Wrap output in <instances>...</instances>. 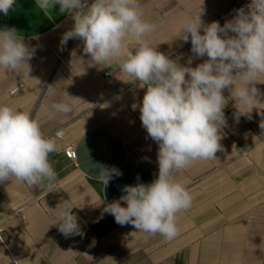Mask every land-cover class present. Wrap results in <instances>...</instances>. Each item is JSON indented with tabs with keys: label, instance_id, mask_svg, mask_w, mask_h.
Instances as JSON below:
<instances>
[{
	"label": "crops",
	"instance_id": "obj_1",
	"mask_svg": "<svg viewBox=\"0 0 264 264\" xmlns=\"http://www.w3.org/2000/svg\"><path fill=\"white\" fill-rule=\"evenodd\" d=\"M233 1L139 0L144 18L158 25L151 36L157 50L185 66L192 57V67L207 57H196L190 40L179 37L184 22L202 9L205 26L220 23ZM73 25L59 5L44 13L36 0H16L7 16L0 12V29L15 28L36 49L29 73L0 70V104L29 111L46 136L65 129L50 154L58 173L55 190L46 194L14 180L0 183V264H264V105L253 109L251 119L236 120L235 101L229 100L218 160L196 162L176 177L194 197L191 208L178 214L180 235L170 242L160 235L146 241L132 225L121 226L103 213L105 204L125 194L124 186L158 178V145L142 127L139 107L132 109L146 86L128 82L115 64L90 66L80 39L61 44ZM256 87L264 93V83ZM61 101L73 112L52 116L51 104ZM69 146L77 151L75 161L65 154ZM101 166L122 175L105 187L98 181ZM65 205L73 207L83 235L66 237L51 225Z\"/></svg>",
	"mask_w": 264,
	"mask_h": 264
},
{
	"label": "clouds",
	"instance_id": "obj_2",
	"mask_svg": "<svg viewBox=\"0 0 264 264\" xmlns=\"http://www.w3.org/2000/svg\"><path fill=\"white\" fill-rule=\"evenodd\" d=\"M15 3L0 0V12L7 16ZM36 4L44 13L59 5L60 13L71 14L74 25L61 44L69 39L83 41L90 66L115 64L130 77L128 82L146 86L142 102L133 103L132 109L139 107L142 127L158 145V178L124 186L125 194L105 204L103 213L121 226L132 225L145 234L146 241L156 235L175 240L180 235L178 214L189 210L194 200L177 180L178 173L199 161L218 160L229 100L235 101L236 120L240 116L251 119L253 109L264 105V93L256 87L264 83V0H251L223 26L218 21L205 26L202 9L186 20L179 37L185 43L190 40L196 57H207L195 67L192 57L185 66L157 50L151 36L158 25L144 18L139 0H93L91 4L88 0H36ZM129 40L134 48L128 47ZM35 51L15 28L0 29V70L29 73ZM224 90L230 93L227 98ZM72 112V106L63 101L50 106L52 116ZM259 114L264 116V111ZM260 128L264 129V120ZM64 135L65 129L60 128L46 136L29 111L0 104V183L14 180L38 186L46 194L55 190L58 173L50 154L57 151V139ZM114 175L122 173L101 166L98 181L107 187ZM72 209L71 205L62 207L51 224L66 237L83 235Z\"/></svg>",
	"mask_w": 264,
	"mask_h": 264
},
{
	"label": "built area",
	"instance_id": "obj_3",
	"mask_svg": "<svg viewBox=\"0 0 264 264\" xmlns=\"http://www.w3.org/2000/svg\"><path fill=\"white\" fill-rule=\"evenodd\" d=\"M251 3V0H234L230 6H228L220 15V23L222 25H224V23L227 21V20H230L232 19L235 14H236V10L237 9H240L241 7H245L246 5L250 4ZM247 10V9H245ZM57 56L59 58V61L61 64H65L66 66H68L64 59H63V56L61 54H58L57 53ZM65 154L66 156L75 161L76 158H77V151L76 149L73 147V146H69L67 148H65Z\"/></svg>",
	"mask_w": 264,
	"mask_h": 264
}]
</instances>
